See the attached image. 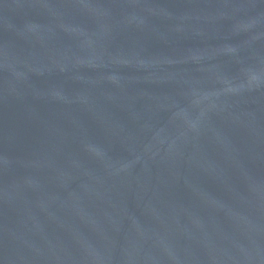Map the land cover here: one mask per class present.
<instances>
[{"label": "water", "instance_id": "95a60500", "mask_svg": "<svg viewBox=\"0 0 264 264\" xmlns=\"http://www.w3.org/2000/svg\"><path fill=\"white\" fill-rule=\"evenodd\" d=\"M0 264H264V0H0Z\"/></svg>", "mask_w": 264, "mask_h": 264}]
</instances>
